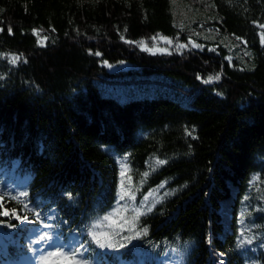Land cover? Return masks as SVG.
<instances>
[{"label": "trees", "instance_id": "1", "mask_svg": "<svg viewBox=\"0 0 264 264\" xmlns=\"http://www.w3.org/2000/svg\"><path fill=\"white\" fill-rule=\"evenodd\" d=\"M188 8L194 22L172 0H0V175L11 182L0 181V212L28 216L0 215V264H36L33 228L73 243L84 264H157L172 250L182 264H264V0ZM205 29L225 43L200 41ZM157 35L203 49L140 46ZM95 80L159 93L122 103ZM123 159L138 199L163 183L167 195L100 247L93 230L118 203Z\"/></svg>", "mask_w": 264, "mask_h": 264}, {"label": "rangeland", "instance_id": "2", "mask_svg": "<svg viewBox=\"0 0 264 264\" xmlns=\"http://www.w3.org/2000/svg\"><path fill=\"white\" fill-rule=\"evenodd\" d=\"M190 1L191 0H172V4L174 7V15L176 18H179V20L182 21L183 23H190L196 20V15L193 13L192 10L188 8ZM262 29L264 30V27H262ZM197 34L196 36L200 38L199 39L200 41H203L212 46L220 45L221 42L225 43L226 40L224 39V37H220L219 34H216L211 30L207 31L205 29L202 30L201 32L198 31ZM154 37L156 39H153ZM154 37L141 42V44L142 43L146 44L149 49H152V51H147L151 54H153V52L169 53V51L171 50H176L181 53L187 49H193V50L203 49V46H201L200 48L192 47L193 42L195 44H199V42L197 40H194L195 38L193 39L191 37L185 38L187 39L186 41L179 40L177 38L169 39L162 35H157ZM165 40H170L172 43L168 44L165 42ZM180 45H186V47H179ZM228 46L234 48V46H239V44H235V41L229 40ZM161 49L166 51H160ZM111 70H115V69H111ZM152 75H153L152 79L154 81L166 80L172 82L170 78L163 77V75H159L155 73H153ZM94 84L99 94L102 97L113 98L122 103L129 102L133 99H139L145 97L151 98L159 93V88L155 86V85H159L157 84V82L138 83V85L134 84L133 86H127V84L110 83L101 80H95ZM121 167L124 173L122 177L124 190L126 192L130 190L131 193L135 195V201L129 200L127 196L125 197L124 201L118 200V203L114 208V210H112L108 215H106V216H110L111 219L105 221L103 217L99 222L95 223L92 237L95 234L97 239H99L100 244H105L106 245L105 247H108L107 246L108 244L112 245L118 243L120 240L125 239L124 238L125 236H130L127 232L124 231L125 229L133 228L134 231L136 224L135 222L137 218L133 219V217L136 215L133 209H139L141 213L150 212L167 195L166 185L163 183L157 186L156 188H153L149 192H147L142 198L138 199L136 193L137 187L134 183V180L129 176V166L127 164L126 159L122 160ZM12 176L14 179L12 181L14 182L13 184H17V182L24 183L26 181V178L20 176L19 174H13ZM0 181L6 182L7 185L11 184L10 180L8 179L7 173H2L0 175ZM146 196L148 197L147 200L144 199V197ZM117 209H121V211L118 212L116 215H113V213L116 212ZM123 209H127V211H123ZM46 231L47 230H39V229L36 230V228L34 230L33 228L32 239L34 241L39 260L41 255L46 254L54 246L64 252H70L72 250L74 246L73 243H69V244H65L64 246H61L55 241L53 236L48 235ZM49 236L51 237V240L47 239V237ZM42 237H44V239H41ZM41 243H46V244L42 246ZM82 259L83 258L81 257V255L77 257V260L80 261L81 264H84V261ZM156 260H157L156 261L157 264H182L183 256L180 252H176L172 250L158 257ZM137 262L138 264H143V258H139ZM49 264H72V262L66 259L64 256L57 255L55 257L50 258ZM133 264H136V262H133Z\"/></svg>", "mask_w": 264, "mask_h": 264}, {"label": "snow or ice", "instance_id": "3", "mask_svg": "<svg viewBox=\"0 0 264 264\" xmlns=\"http://www.w3.org/2000/svg\"><path fill=\"white\" fill-rule=\"evenodd\" d=\"M262 27H264V26H262ZM0 31H2V29H0ZM9 34H11V28H9ZM34 34H36V33L34 32ZM261 37H262V40H264V33L261 34ZM44 39H47V38L45 37ZM153 39H156V38L154 37ZM161 39H163V38H161ZM237 39H239V38H237ZM165 42L168 43V44L172 43L170 40H165ZM41 46H43L42 43H41ZM140 46L146 51H152V49H149L146 44L142 43ZM179 47H186V45H180ZM192 47L200 48L201 45L195 44L193 42L192 43ZM160 51H166V50L161 49ZM153 54H155V53L153 52ZM18 60H19L18 56H13L11 58V63L15 64ZM215 79H219V76L215 77ZM208 82H210V81H208ZM188 135H192V133L188 132ZM156 163L159 164V165H163V164L167 163V161H165V160H157ZM123 175H124V173H121L122 177H123ZM144 175L146 177L147 173H145ZM120 187H121V191H120V194H119V200L120 201H124L126 196L128 197L129 200L135 201V195L132 194L130 190L127 191V192L124 190L123 181H121V186ZM149 195H151V194H149ZM144 199L147 200L148 197L146 196V197H144ZM0 207H3L2 203H0ZM24 207L27 208V205H24ZM120 211H121V209H117L116 212L113 213V215H116ZM123 211H127V209H123ZM133 211L136 213V215L133 217V219H136L139 215L143 214V213L140 212L139 209H133ZM10 214H11V216L14 219L20 221L21 223H24L25 221L28 220V216L27 215H25L23 218H21V216L16 213L15 209H12L11 213L7 209H5L4 211L0 212V215H3V216H9ZM36 215H39V214L36 213ZM110 219H111L110 216H105L104 217L105 221H108ZM9 226L14 227L15 225H9ZM241 235H243V233ZM92 238H93V240L96 241L97 244L100 245V247H105L106 246L105 244H100V241H99V239H97L95 234L93 235ZM41 239H44V237H42ZM47 239L51 240V237L49 236V237H47ZM127 239H131V237H127ZM107 246L111 247L112 245L108 244ZM121 246H123V245H121ZM57 255L64 256L66 259L70 260L72 262V264H81V262L77 260V257L80 255V253L77 252L75 249H72L70 252H64V251L60 250L59 248H57L55 246L50 251H48L46 254H43V255L40 256V262H41V264H49L50 258L55 257ZM219 264H223V261H220Z\"/></svg>", "mask_w": 264, "mask_h": 264}]
</instances>
